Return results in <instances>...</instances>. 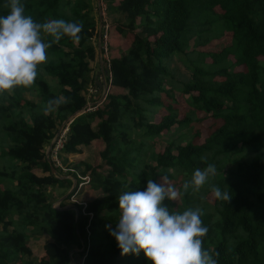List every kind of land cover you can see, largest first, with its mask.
Returning a JSON list of instances; mask_svg holds the SVG:
<instances>
[{"label": "trees", "instance_id": "1", "mask_svg": "<svg viewBox=\"0 0 264 264\" xmlns=\"http://www.w3.org/2000/svg\"><path fill=\"white\" fill-rule=\"evenodd\" d=\"M7 3L0 0V15L9 13ZM21 3L35 22L63 19L83 30L78 44L64 36L48 48L33 87L0 94V264H71V256L83 264H151L142 251L122 256L110 231L121 215L118 197L162 177L178 191L165 202L170 210H202L203 248L217 264H264V0H106L107 12L121 16L111 30L122 40L93 74L92 0ZM174 58L190 71L186 80L174 79ZM101 74L111 92L83 111L87 86L95 75L102 83ZM173 90L187 94L183 102ZM56 98L68 102L45 112ZM64 120L57 155L77 181L54 206L48 188H62L61 197L72 184L56 175L61 168L46 151ZM94 142L103 143L96 163L86 160ZM65 154H74L71 162ZM209 164L215 176L199 192H184ZM80 173L88 175L84 189L97 192L64 206ZM213 186L232 199H216Z\"/></svg>", "mask_w": 264, "mask_h": 264}, {"label": "clouds", "instance_id": "2", "mask_svg": "<svg viewBox=\"0 0 264 264\" xmlns=\"http://www.w3.org/2000/svg\"><path fill=\"white\" fill-rule=\"evenodd\" d=\"M5 7L10 11L0 15V94L11 95L18 87H33L38 68L48 61L47 50L52 44H58L64 36L78 44L83 24L63 19L35 22L25 15L21 0H8ZM42 34L53 39L45 42ZM67 102L61 98L50 99L44 111H55ZM216 171L212 164L203 170L196 169L191 180L183 184L184 192L190 188L199 192ZM161 181L148 179L145 190L124 192L118 197L121 215L110 235L115 237L121 255H139L142 251L151 264H217L203 248L208 228L202 223V210L189 208L182 213L170 210L165 202L175 201L178 191L166 178L162 177ZM212 192L218 200L228 203L232 199L229 192H222L219 187L213 186Z\"/></svg>", "mask_w": 264, "mask_h": 264}, {"label": "rangeland", "instance_id": "3", "mask_svg": "<svg viewBox=\"0 0 264 264\" xmlns=\"http://www.w3.org/2000/svg\"><path fill=\"white\" fill-rule=\"evenodd\" d=\"M92 4H93V7H94V13H95V16H96V21H97V27H96V33L95 35L93 36L92 40H93V43L95 44L96 46V57L93 59V61H91V65H92V69H93V72L92 74L94 73L95 70L99 69L98 67V64L100 62V59L103 60V59H106V58H109L111 55H115V49L119 46V43H121V40L122 38L120 37V35L118 33H116L113 29L111 30V21L121 17L119 13L117 12H114V13H111L109 14L107 12V3H106V0H92ZM98 5L101 6V8L98 7ZM101 21V22H100ZM101 25L103 26V28H105L107 26V32H108V35H109V38H108V46H107V49L104 50L102 47V49H100V46L98 45V30H99V27H101ZM225 40H228L227 38ZM224 39L219 41V43H217V45H222L223 41H225ZM215 43L212 45L214 46ZM169 66L171 67V69L173 70V77L175 80H186L189 75H190V71L188 69H186L182 64L181 62L178 60V59H172L170 62H169ZM166 86H168L166 84ZM101 87H94L92 84H89L87 86V89L85 91V96H86V110L89 109V110H92L94 108H96L97 106H101L102 103H99L100 102V99H101ZM97 93V94H96ZM110 93V92H109ZM173 94L174 96H178L179 95V91L178 90H173ZM185 97L187 96V94L184 95ZM184 96H178L177 98L183 102V98ZM89 107V108H88ZM91 107V108H90ZM164 111V109H163ZM202 113L200 112L199 115H201ZM98 119L95 118L93 120V125H95V122L97 121ZM68 121H62L60 123V125L58 126L57 130L55 131V134L54 136L52 137V140L51 141H54L58 139V136H60V134L62 133V128L64 127H67L68 128ZM62 123H64L63 127L61 126ZM203 124H206L207 123V119H204L202 121ZM176 125L173 126V128H175ZM59 130V131H58ZM181 130H184V129H179V131ZM178 131V132H179ZM166 140L167 138H165V136L163 137H159L155 140V144H154V148L156 150H160L163 148V146L166 144ZM97 144V145H96ZM103 144V143H102ZM102 144L101 143H95L94 142V145L95 147H93V149H91L89 155H88V159L90 162L92 163H96V162H99L100 161V158H99V148L102 147ZM52 144H49L46 146V150L48 152H50L51 150V146ZM52 162H53V165L57 168H61V169H57L56 170V175L58 176H68V177H71V174L67 173L68 171H71L70 169H68L71 165L69 163H62L59 158V156L57 155V157L55 158H52L50 156ZM8 159V158H7ZM9 163V165H11L12 161H10L8 159L7 161ZM102 162V160H101ZM0 168H1V163H0ZM225 171V168L223 169ZM55 171V170H53ZM85 174H78V178L80 179L79 183H78V187L76 192L74 194H72L69 198L65 199V202L66 204L65 205H68V206H71V201H76V202H86V200L90 197H92L97 191H93L91 189H84V183L85 181H82V180H87L88 179V175L85 176ZM72 178V184L71 186L68 188L67 192H70L73 187H74V184L75 182L77 181L74 177H71ZM84 182V183H83ZM48 194L49 195H53L54 199L56 200L55 202H57V200H59L61 197H58L59 194L62 192V188H59L58 186H51L48 188ZM47 236V235H46ZM36 237V240H32V241H35V244H33L32 247H34L33 249L36 250L37 249V245L42 242L41 238L38 237V236H35Z\"/></svg>", "mask_w": 264, "mask_h": 264}, {"label": "built area", "instance_id": "4", "mask_svg": "<svg viewBox=\"0 0 264 264\" xmlns=\"http://www.w3.org/2000/svg\"><path fill=\"white\" fill-rule=\"evenodd\" d=\"M98 7L101 8L100 5H98ZM102 27L103 26L101 25V27H99V30H98V38H99L98 39V45L100 46V49L103 48L104 50H106L107 49V46H108V38H109V35H108V32H107V26L105 28H103V29H102ZM100 77L103 79V81H102V86H100L101 87V90H102V92H101V95L102 96H101V99H100V102L99 103H102L105 100L107 94L109 92H111V86H110V83H107V81H105L103 74H101ZM84 110H86V104H85V107L83 108V111ZM87 110H89V109H87ZM66 130H67V127H64L63 130H62V133L60 134V136H58L57 141L56 140L52 141L53 142L52 143V147H51V150L49 152V155L52 158L57 157V151H58V149L60 148V146L62 145V143H63V141L65 139V132H66ZM53 205L54 206H58L59 205V202L58 201L57 202L54 201L53 202ZM73 251H77V249H74ZM73 251L70 252V255L72 254ZM71 258H72L71 264H83L82 257L76 256V257L73 258L71 256Z\"/></svg>", "mask_w": 264, "mask_h": 264}, {"label": "crops", "instance_id": "5", "mask_svg": "<svg viewBox=\"0 0 264 264\" xmlns=\"http://www.w3.org/2000/svg\"><path fill=\"white\" fill-rule=\"evenodd\" d=\"M116 54H117V53L115 52V55H116ZM99 63H100V62H99ZM100 66L102 67V64H100ZM101 67H100V69H101ZM101 71H102V69H101ZM103 71H104V70H103ZM94 77H95V81H94V85H93V86H94V87H97V85L99 84V80H98V78H97L96 75H95ZM98 86H102V83H100ZM96 94H97V93H96ZM89 153H90V152H89ZM89 153H87V155H86V157H87L86 160H87V161H89V159H88V154H89ZM65 155H66V154H65ZM66 156H67L69 162H71V160L74 158V154H67ZM78 169L80 170V168H78ZM85 176H87V175H85ZM85 176H84V177H85Z\"/></svg>", "mask_w": 264, "mask_h": 264}, {"label": "water", "instance_id": "6", "mask_svg": "<svg viewBox=\"0 0 264 264\" xmlns=\"http://www.w3.org/2000/svg\"><path fill=\"white\" fill-rule=\"evenodd\" d=\"M67 195V193L66 194H64V196H62V198L61 199H63L65 196Z\"/></svg>", "mask_w": 264, "mask_h": 264}]
</instances>
